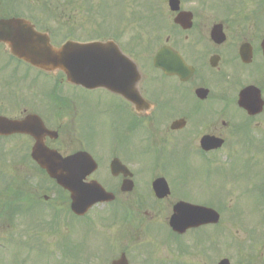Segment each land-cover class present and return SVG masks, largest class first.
Segmentation results:
<instances>
[{"label": "flooded vegetation", "instance_id": "af4514ba", "mask_svg": "<svg viewBox=\"0 0 264 264\" xmlns=\"http://www.w3.org/2000/svg\"><path fill=\"white\" fill-rule=\"evenodd\" d=\"M155 1L149 5L169 20L157 49L162 68L154 66L156 53L149 54L156 47L145 48L141 60L133 41L120 44L116 32H104L102 40L116 42L138 64V83L124 81L112 91L81 89L78 98L71 89L60 98L64 90L50 86L39 93L34 85V100L14 117L40 116L57 134L45 138L46 146L64 156L91 154L98 168L84 183H100L114 195L112 203L73 216L70 191L31 160L35 140L0 139L10 153L4 165L29 176L14 179L16 193L12 179L3 184L13 198L0 205V251L14 252L15 263L41 264L36 254L47 264H113L122 257L127 264H170L173 257H190L181 238L197 232L172 233L169 220L178 203L213 208L239 191L242 177L264 178V0H175V12L172 0ZM106 2L0 0V21L37 20L60 37L82 31L78 24H84L87 7L101 18ZM111 3L118 8V0ZM39 8L45 16H38ZM6 51L0 44V56H9ZM115 160L125 169L118 166L114 174ZM215 172L226 179H215ZM136 217L140 236L134 243ZM85 222L102 240L87 248L71 246L70 234ZM165 247L169 254L163 258L159 252ZM205 261L200 264H214Z\"/></svg>", "mask_w": 264, "mask_h": 264}, {"label": "rangeland", "instance_id": "374dc122", "mask_svg": "<svg viewBox=\"0 0 264 264\" xmlns=\"http://www.w3.org/2000/svg\"><path fill=\"white\" fill-rule=\"evenodd\" d=\"M46 0H42L44 2ZM102 1V0H100ZM105 1V0H103ZM155 0H118V8L123 9V13L128 11L129 14H124L120 12L117 7L113 6L111 0H107L101 6L100 20H96L91 26L88 27L91 31L104 30L105 32H115V28L119 29L124 42L135 43V47L142 53L138 54V57L143 60L147 54H144L145 48L148 50L156 49L150 52L152 56L156 53L159 42H161L162 34L166 33L167 30L163 28V22L165 24L169 21L168 16H161L162 9L156 8L151 9L149 3ZM164 0H156L154 4H159ZM63 6V2L61 3ZM77 13L80 12V8L75 5ZM64 10L62 7L61 11ZM42 11V8H39V14ZM94 12H90L89 7L86 8L85 13H81V19L89 18ZM41 15V14H40ZM153 15L158 16L159 18H154ZM125 19V20H124ZM86 35V34H85ZM139 38L144 40H149L147 46L145 42H141ZM153 39V40H152ZM142 47V49H140ZM2 57L0 56V61ZM5 72H0V114L10 116H18L19 112H22L24 108H27V103L30 100H34V74H29L28 81H21L17 79L13 80V77H9L10 73L4 74ZM8 75L7 79L6 76ZM23 75H26L24 72H19L17 74L18 78H22ZM62 78L61 75L51 77L45 84V80L42 77H39L38 80V92L41 93V88H46L45 92L48 91V86L53 84V80L57 83ZM4 86L6 88H4ZM63 89V88H61ZM11 93H9V92ZM68 90H64L60 98H63L67 95ZM44 95V94H43ZM77 98L78 94L75 95ZM25 102V103H24ZM70 110V108L68 107ZM71 111V110H70ZM10 115V116H9ZM78 145V137L74 141ZM34 173V170H32ZM250 168H245V174H249ZM9 180L12 179L14 182L13 188L16 185V191L18 184L14 181L15 178L25 176L23 173H18L14 168L7 169ZM41 173V172H40ZM31 172H28L27 175H31ZM218 173L215 172V179L218 178ZM5 173L0 170V185L6 183L4 178ZM34 176V174H33ZM34 180V178H33ZM34 183V182H33ZM249 177H244L240 182V190L234 194L231 200V209H236L235 206H238L237 210L240 211V217H236L233 212L225 211L221 220V225L219 228H210L206 235L212 236V241L216 246V250L211 251L214 256L211 258L216 261L221 260L222 258H228L233 263H243L249 264V262L261 258L260 264H264V207L259 203H256L257 198L264 199V187L258 188L254 185ZM34 185V184H33ZM30 185V186H33ZM12 188V190H13ZM15 193L13 195H15ZM13 198L10 193H0V205L3 204L5 200ZM239 199V201H235ZM235 201V203H234ZM140 222L139 218H135V235L133 242L137 243L138 237V223ZM100 225V224H99ZM83 233L82 232L86 229ZM224 227H226L224 231ZM217 229V230H216ZM48 240V238L46 239ZM69 244L73 247L84 248L89 247L90 243L99 242L102 240L99 232L96 231L93 224H88L87 222L84 225L80 224V227L74 229L70 234ZM104 240V238H103ZM196 238L186 237L182 240L184 250H187L190 254V257H177L176 259L182 260V263L186 264H196L205 262V258L200 256L198 251L201 252L204 245L199 244L195 246ZM229 244V247H227ZM71 247L77 256L80 255V251L76 248ZM169 249L167 247L163 248L159 256L165 258L168 256ZM23 254L21 250L20 255ZM172 256V255H171ZM169 258H172V257ZM0 257H5L0 260V264H8L7 261H11L10 264L15 263L14 252L9 251H0ZM34 261H37L41 264H47L46 257L37 256L34 254ZM206 257V255H205ZM38 264V263H37Z\"/></svg>", "mask_w": 264, "mask_h": 264}, {"label": "water", "instance_id": "95a60500", "mask_svg": "<svg viewBox=\"0 0 264 264\" xmlns=\"http://www.w3.org/2000/svg\"><path fill=\"white\" fill-rule=\"evenodd\" d=\"M25 26V23L22 22ZM19 23H14L9 29L6 38L11 41L16 48L23 49L24 52L33 51L32 53L22 55L20 58L25 59L34 65V67L41 69L48 73H55L62 71L67 75L68 82L76 85H83L88 88H95L98 86H106L107 81H112L117 73L116 64L113 62L103 61V47L74 46L68 44L62 48H54L50 45L48 38L44 35L38 34L34 30V34L29 28H23L22 32H17ZM19 51V52H23ZM112 58H115L112 56ZM34 119V117H31ZM29 119V121L31 120ZM33 122H18L9 121L0 118V129L4 131H11V133H30ZM34 159L39 165L46 169L48 173L55 178L59 175H64L63 170H75L76 161H81L83 156L77 155L73 158L63 160L54 151L46 150L41 144L37 145L34 150ZM69 162H71L69 164ZM113 165V169H115ZM88 172L90 170H87ZM69 176V175H68ZM59 183L63 186L74 185L73 180H65L63 176L58 178ZM98 189L90 188L86 193H82L79 197L82 207L88 208L98 201H102L107 197H102ZM194 208L186 212L188 217H184L180 221L181 227L200 226L208 223H216L218 216L213 215L212 212L195 214ZM177 221V220H176ZM175 222V220H174ZM221 264H229L228 261H223Z\"/></svg>", "mask_w": 264, "mask_h": 264}]
</instances>
